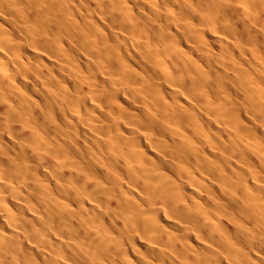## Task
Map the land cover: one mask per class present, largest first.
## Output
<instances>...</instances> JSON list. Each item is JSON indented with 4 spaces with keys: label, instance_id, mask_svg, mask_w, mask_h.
I'll list each match as a JSON object with an SVG mask.
<instances>
[{
    "label": "bare ground",
    "instance_id": "1",
    "mask_svg": "<svg viewBox=\"0 0 264 264\" xmlns=\"http://www.w3.org/2000/svg\"><path fill=\"white\" fill-rule=\"evenodd\" d=\"M0 264H264V0H0Z\"/></svg>",
    "mask_w": 264,
    "mask_h": 264
}]
</instances>
